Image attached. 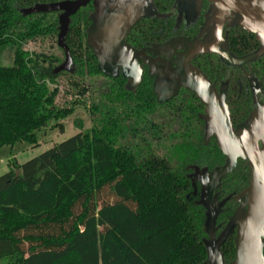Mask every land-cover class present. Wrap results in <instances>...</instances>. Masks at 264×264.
Here are the masks:
<instances>
[{
	"label": "trees",
	"instance_id": "trees-1",
	"mask_svg": "<svg viewBox=\"0 0 264 264\" xmlns=\"http://www.w3.org/2000/svg\"><path fill=\"white\" fill-rule=\"evenodd\" d=\"M57 1L62 0H0V53L7 50L12 55L10 64L0 63V149L11 150L19 142L36 144L37 131L71 113V108L55 104L54 89L49 87L56 76L68 71L53 73L51 59L24 48L28 41L58 32L59 12L23 10ZM86 6L70 17L65 43L78 69L74 72L84 73V62L88 74H102L84 42L92 10L90 3ZM171 26L169 19L151 18L137 27L146 39L161 43ZM228 47L240 57L255 51L258 42L253 34L234 26L228 32ZM210 58L211 65L221 66L233 125L245 122L253 107L254 88L264 94V54L232 67ZM110 78L116 91L110 103L118 102L117 106L103 105L106 109L90 132H77L0 175V260L8 259L7 264L205 261L204 207L192 202L187 174L191 166L218 167L225 157L213 137L205 140L200 135L203 105L190 91L187 99L167 102L181 119L179 142L170 147L169 155H155L141 131L159 135L160 128L146 115L167 103L157 101L147 75L133 90L125 87L121 74ZM193 118L198 128L192 127ZM129 130L134 132L132 141L126 135ZM174 137L173 133L170 138ZM249 180L247 162L237 159L219 190L234 195ZM230 215L231 211H220L215 225L221 220L227 225ZM233 236L234 230L221 242L224 262L234 257Z\"/></svg>",
	"mask_w": 264,
	"mask_h": 264
},
{
	"label": "water",
	"instance_id": "water-1",
	"mask_svg": "<svg viewBox=\"0 0 264 264\" xmlns=\"http://www.w3.org/2000/svg\"><path fill=\"white\" fill-rule=\"evenodd\" d=\"M90 1L93 11L89 15L90 23L85 29V45L91 50L102 74L115 77L120 73L129 78L133 86H137L141 81L142 60L148 63L151 70L149 72L160 73L153 87L159 103L171 100L178 94L179 89L184 88L194 93L203 105L200 117L204 122V139L213 137L225 160L211 175L201 179L206 186L202 191L203 199H200L205 208L204 231L210 238L208 241L203 240L206 259L202 264H264V94L260 100L254 88L253 107L247 120L234 126L225 99L226 84H221V89L218 90L210 79L191 63L196 54L215 52L227 67H232L247 64L264 54V0H208L213 3L214 10L206 17L202 28V31L208 34L204 40L177 36L163 44L139 50L129 45L125 36L138 17L145 15L139 12L134 15L130 10L131 4L124 3V0H62L34 4L25 8L24 13L59 12L56 43L62 49L64 59L53 68V73L70 71L71 67L75 66L65 37L70 17ZM140 5H137L138 8ZM144 9H147V5ZM229 10L234 16L228 25L238 26L253 34L258 42L257 49L252 53L234 56L229 50L227 37L224 38L221 51L217 49L221 28ZM175 45L181 51L174 67H171L172 62H169L170 71L166 66L156 68L150 64L154 60L151 55L168 54V58ZM237 159L247 162L250 180L234 195V200L239 206L225 229L215 237V220L221 203L214 207L210 202H205L204 197H210L211 192L220 186L221 180L231 172ZM18 173L19 170H16V174ZM232 230L235 254L231 261L224 262L220 245Z\"/></svg>",
	"mask_w": 264,
	"mask_h": 264
},
{
	"label": "rangeland",
	"instance_id": "rangeland-1",
	"mask_svg": "<svg viewBox=\"0 0 264 264\" xmlns=\"http://www.w3.org/2000/svg\"><path fill=\"white\" fill-rule=\"evenodd\" d=\"M57 33L55 32L51 37H38L33 41H28L24 48L31 53L41 54L42 57L51 59V66L56 67L64 59V53L56 43ZM11 59L12 55L9 51L6 50L0 53V63L8 65L11 63ZM82 64L85 74L74 72L78 70L75 65L71 67V71L60 73L56 76L54 82L49 84V87L52 90L54 89L55 104L59 107L71 108V113L58 120H50L45 127L37 131L35 134L36 144L19 142L11 150L9 147H2L0 149V175L11 168H15L16 164L37 156L77 132H90L96 123L95 120L101 116L106 109L105 107L117 106L118 102L113 101V103H110L111 100L115 99L116 92L115 89H111L113 83L111 78L102 74H88L86 64L84 62ZM188 96L187 92L183 91L173 97L170 102L174 104L180 98L187 99ZM259 99L262 98L259 97ZM168 103L164 106L159 105L155 111L146 115L150 122L160 128L158 130L159 135L152 136L146 130L145 132L141 131V136L149 141V148L155 155H169L168 153H171L170 147L179 142L181 119L177 113L173 114L172 111L175 109ZM96 106L100 107V112L96 109ZM119 109L124 108L119 107ZM186 119L190 120L187 117ZM196 122L197 120L193 118L192 123L194 126L192 125V127L194 129L198 128ZM143 127L145 126H140V128ZM173 133L176 134L177 139L175 137L170 138ZM127 134L129 140L132 141L134 132L129 130V132H126ZM141 144L143 145L142 142ZM169 162L170 165H173V161L169 160ZM196 187H199V185L197 184ZM191 200L202 205L195 197ZM209 239V235L204 237V240L208 241ZM8 262V259L0 260V264H7Z\"/></svg>",
	"mask_w": 264,
	"mask_h": 264
},
{
	"label": "flooded vegetation",
	"instance_id": "flooded-vegetation-1",
	"mask_svg": "<svg viewBox=\"0 0 264 264\" xmlns=\"http://www.w3.org/2000/svg\"><path fill=\"white\" fill-rule=\"evenodd\" d=\"M123 2L131 4L130 10L132 13H134V15H137L138 12L141 13V15H145V16L138 17L137 21L133 24V26L131 27V29L129 30L127 35L125 36V41H126V38H128L130 36V40L128 42L127 41L126 42L138 50L142 49V48H146V47H153L155 45L163 44V43L167 42L169 39H171L173 37H177V36H183V37H187L189 39H195L196 38L198 40H204L206 38V36L208 35L207 32L202 31V28H203L204 23H205V19H206V17L210 16L212 11L214 10L213 3L209 2L208 0H124ZM89 3L91 4V7H92L91 12H92L93 11L92 1L88 2L87 6ZM138 4H141L139 8L137 6ZM146 5H147V9H144ZM80 9L78 11H80ZM139 9H140V11H139ZM84 12H86V11H84ZM233 16H234L233 13L229 10L227 12V18L224 21L223 26L221 28V32H220V36H219V40H218V44H217V49L219 51H221V45L223 47L224 38H226V37L228 38L227 33L233 27L232 25H228L233 21L232 20ZM151 18L166 19V20L169 19L172 21L171 33L161 43H155V42L150 41V39H146L144 34H143L144 31L138 30L137 26L140 22L147 20V19H151ZM201 31H202V33H201ZM84 42H85V35H84ZM176 47H177L176 45L172 47L171 54L168 58H167L168 54H166V55H163V54L162 55H151L154 60H152L150 64L156 68H163L166 66L168 68V70L170 71L171 68L169 66V62H172L171 67H174L176 65V62L178 59V54L181 51L180 49H177ZM146 53H148V52H146ZM148 54L150 55V53H148ZM210 57L215 58V60L216 59L220 60V56L218 53L209 52V53H204V54H196L192 58L191 63L194 66L198 67L210 79V81L215 85V87L218 90H220L221 89V81L223 80V79H221V66L217 65L218 67H216V63L215 64L212 63V65H211V58ZM173 59H175V61ZM140 63H141V71H142L140 83L142 82L143 78L146 77V75H147L151 80V87L153 89L154 83L157 79H159L158 76L160 75V73L159 72L151 73V72H149L151 70H150L148 63H146L142 60L140 61ZM212 66H214V67H212ZM102 75H104V74H102ZM104 76H106V75H104ZM106 77L110 78V76H106ZM125 79H126L125 80V87L126 88L132 87L131 90H133L140 85V83H139L137 86H133V84L131 83V80H129V78H125ZM183 91L186 92L188 90L181 88V89H179L178 93L183 92ZM153 92H154V90H153ZM155 95H156V99H157V94L155 93ZM257 96L261 97L262 95L257 94ZM169 101H171V100H169ZM169 101H167V102H169ZM167 102H165V103H167ZM201 124L202 125L199 127V131H200L201 137L204 138V123H203V121L201 122ZM179 128H181V125ZM223 163H224V161L222 162V164ZM220 166H218V167H220ZM218 167H215V168H218ZM190 168L192 171L190 173H188L187 176L191 180V185H192L191 199H193L195 197V199L197 198L200 201L201 198L203 199L202 191L206 187L205 184H203L201 182V179L205 178L206 176L211 175L212 171L215 168L209 169L206 166H200V167L191 166ZM196 183L199 185V187H196V185H197ZM219 189L220 188L218 187L217 189L213 190L211 192L210 197H204V199L206 200L205 202H210V204H213L214 207L215 206L217 207L221 203L219 205V211H221V213H225L226 211H231L230 216H232L239 206V204L234 200L235 194L234 195H232V193L224 194V192L222 190H219ZM228 204H230V205H228ZM226 222H227V220L226 221L221 220L220 222L216 223V225H215L216 226V231H215L216 236H218L225 229ZM262 238H263L262 250L264 253V235L262 236Z\"/></svg>",
	"mask_w": 264,
	"mask_h": 264
}]
</instances>
